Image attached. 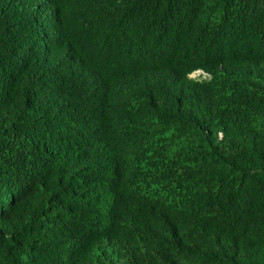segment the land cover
<instances>
[{
	"label": "trees",
	"instance_id": "1",
	"mask_svg": "<svg viewBox=\"0 0 264 264\" xmlns=\"http://www.w3.org/2000/svg\"><path fill=\"white\" fill-rule=\"evenodd\" d=\"M0 264H264V0H0Z\"/></svg>",
	"mask_w": 264,
	"mask_h": 264
},
{
	"label": "clouds",
	"instance_id": "2",
	"mask_svg": "<svg viewBox=\"0 0 264 264\" xmlns=\"http://www.w3.org/2000/svg\"><path fill=\"white\" fill-rule=\"evenodd\" d=\"M205 74L203 71L201 70H195V71H192L191 73L188 74V77H191V78H198V77H202V75ZM192 75V76H191ZM203 78V77H202ZM204 78H207L204 77Z\"/></svg>",
	"mask_w": 264,
	"mask_h": 264
},
{
	"label": "built area",
	"instance_id": "3",
	"mask_svg": "<svg viewBox=\"0 0 264 264\" xmlns=\"http://www.w3.org/2000/svg\"><path fill=\"white\" fill-rule=\"evenodd\" d=\"M206 76H207L206 74H203V75H202L203 78L206 77Z\"/></svg>",
	"mask_w": 264,
	"mask_h": 264
},
{
	"label": "rangeland",
	"instance_id": "4",
	"mask_svg": "<svg viewBox=\"0 0 264 264\" xmlns=\"http://www.w3.org/2000/svg\"><path fill=\"white\" fill-rule=\"evenodd\" d=\"M192 76V75H191Z\"/></svg>",
	"mask_w": 264,
	"mask_h": 264
}]
</instances>
